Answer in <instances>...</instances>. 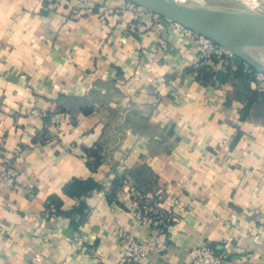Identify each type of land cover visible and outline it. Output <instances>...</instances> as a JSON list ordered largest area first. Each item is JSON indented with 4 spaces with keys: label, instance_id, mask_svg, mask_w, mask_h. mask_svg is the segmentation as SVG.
I'll use <instances>...</instances> for the list:
<instances>
[{
    "label": "crops",
    "instance_id": "1",
    "mask_svg": "<svg viewBox=\"0 0 264 264\" xmlns=\"http://www.w3.org/2000/svg\"><path fill=\"white\" fill-rule=\"evenodd\" d=\"M124 5L0 0V163L20 170L0 183V264H126L119 231L164 222L168 249L137 264L201 242L264 264V92L236 58L195 76V40Z\"/></svg>",
    "mask_w": 264,
    "mask_h": 264
},
{
    "label": "water",
    "instance_id": "2",
    "mask_svg": "<svg viewBox=\"0 0 264 264\" xmlns=\"http://www.w3.org/2000/svg\"><path fill=\"white\" fill-rule=\"evenodd\" d=\"M150 9L224 46L264 73L255 49L264 50V14L191 0H126Z\"/></svg>",
    "mask_w": 264,
    "mask_h": 264
},
{
    "label": "built area",
    "instance_id": "3",
    "mask_svg": "<svg viewBox=\"0 0 264 264\" xmlns=\"http://www.w3.org/2000/svg\"><path fill=\"white\" fill-rule=\"evenodd\" d=\"M124 2L125 5L123 9L132 11L137 17L147 16L157 21H165L171 27L181 30L195 40L201 54L200 61L195 64L193 70L195 76H200V70L205 68L210 61H225L235 58L233 53L212 39L196 33L179 23L171 21L150 9L130 1L124 0ZM253 81L258 85L260 90L264 92V73L256 70ZM19 174L20 170L13 159L5 156L0 163V183L15 189L18 187ZM157 227L158 234L155 238L151 239L140 238L126 230L119 231L120 241L124 247L122 256L124 263L137 264L149 258L153 253H163L168 249L169 223L164 222ZM226 256L227 251L223 246H218L209 242H201L196 248L195 255L188 264H224Z\"/></svg>",
    "mask_w": 264,
    "mask_h": 264
},
{
    "label": "rangeland",
    "instance_id": "4",
    "mask_svg": "<svg viewBox=\"0 0 264 264\" xmlns=\"http://www.w3.org/2000/svg\"><path fill=\"white\" fill-rule=\"evenodd\" d=\"M218 2L222 6L232 7L234 9H240V10L242 9L244 11H250V10L257 11L264 14V0H219ZM234 56L238 61L243 62L247 74L248 72L250 73L251 70V73L254 76L252 77L250 76L249 79L253 80L255 77L256 69L253 66L249 65L246 61H244L240 57L236 55Z\"/></svg>",
    "mask_w": 264,
    "mask_h": 264
},
{
    "label": "trees",
    "instance_id": "5",
    "mask_svg": "<svg viewBox=\"0 0 264 264\" xmlns=\"http://www.w3.org/2000/svg\"><path fill=\"white\" fill-rule=\"evenodd\" d=\"M209 74V71L206 68H203L200 70V76L199 78H205ZM249 77L253 76L252 73L248 72ZM96 161L94 163L90 162V165L95 169L96 166L100 163L101 160V155L96 154ZM96 184L92 180H87V181H81V180H75L70 185V189L68 187L65 188V192H72L74 195H77L79 197H82L84 194H86L88 191L94 188ZM57 202V201H56ZM59 203V202H57ZM85 203L82 202L81 207L84 208Z\"/></svg>",
    "mask_w": 264,
    "mask_h": 264
},
{
    "label": "bare ground",
    "instance_id": "6",
    "mask_svg": "<svg viewBox=\"0 0 264 264\" xmlns=\"http://www.w3.org/2000/svg\"><path fill=\"white\" fill-rule=\"evenodd\" d=\"M191 1L197 2V3H200V4L219 5V2H218L219 0H191ZM255 53L264 62V50L255 49Z\"/></svg>",
    "mask_w": 264,
    "mask_h": 264
}]
</instances>
